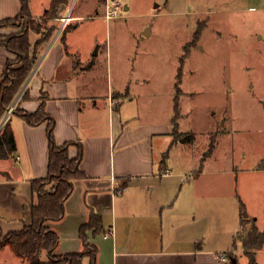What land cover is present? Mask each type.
<instances>
[{
  "label": "crops",
  "instance_id": "crops-1",
  "mask_svg": "<svg viewBox=\"0 0 264 264\" xmlns=\"http://www.w3.org/2000/svg\"><path fill=\"white\" fill-rule=\"evenodd\" d=\"M52 1L37 5L29 0L31 19L42 21ZM22 6L23 0H0V21L19 16ZM133 7L126 4L125 10L131 12ZM160 7L155 3V9ZM71 9L50 21L57 26L55 34L15 100L18 103L30 89L22 108L36 112L42 103L39 97L47 92L46 109L57 123V144L78 141L84 148L81 168L87 177L75 180L66 216L51 223L61 237L56 253L82 250L80 228L94 210L105 227L98 235L88 232L90 244L98 247L97 264H264V244L248 253L240 240L245 218L254 221L258 231L264 230L255 215L258 209L264 211V158L250 170H239L234 160L223 165L213 153L217 138L212 153L207 154L209 148L193 156L189 151L199 148L197 132L182 130L179 119L180 132L190 135L175 139L177 111L163 124L146 119L141 97L134 93L141 83L135 65L120 64L131 71L128 75L122 71L114 82L113 68L107 62L104 67L99 59L103 43L97 23L111 26L117 18L106 21L105 4L97 8L92 0L78 16ZM14 30L1 28L0 34ZM142 31L141 36L150 37L153 27ZM31 36L37 41L41 34L32 31ZM111 51L106 46L108 56ZM14 56L0 46V81ZM6 116L0 120V135L11 118L17 145L13 155L0 158V226L9 233L30 225L31 181L47 175L49 146L46 123L34 127L19 116ZM188 116L181 111L180 118ZM173 150L178 158L168 155ZM78 152L74 146L71 156ZM244 175L254 176L253 185L243 181ZM242 203L249 210L247 216H242ZM109 230L112 235L105 236ZM0 264L29 263L5 248ZM83 264H90V259Z\"/></svg>",
  "mask_w": 264,
  "mask_h": 264
},
{
  "label": "rangeland",
  "instance_id": "rangeland-1",
  "mask_svg": "<svg viewBox=\"0 0 264 264\" xmlns=\"http://www.w3.org/2000/svg\"><path fill=\"white\" fill-rule=\"evenodd\" d=\"M88 1L70 0L67 10L72 7L78 16ZM119 1L118 22L97 23L103 43L99 59L113 68L114 82L122 71H131L120 64H134L141 79L134 93L141 97L147 120L163 124L171 112L176 114L178 102L181 129L197 132L199 148L189 151L193 156L206 152L217 138L213 153L219 163L234 160L239 170L254 168L264 158V0ZM48 2L36 0L37 5ZM92 2L100 8L106 0ZM126 4L134 5L131 12ZM32 22L35 29L46 31L43 20ZM148 25L153 32L146 38L141 35ZM181 111L189 116L180 118ZM174 134L177 140L190 135L179 128ZM173 151L168 155L177 157ZM254 179L243 177L248 185ZM248 213L244 209L242 216ZM255 213L264 224V211ZM43 253L46 261L48 253Z\"/></svg>",
  "mask_w": 264,
  "mask_h": 264
},
{
  "label": "trees",
  "instance_id": "trees-1",
  "mask_svg": "<svg viewBox=\"0 0 264 264\" xmlns=\"http://www.w3.org/2000/svg\"><path fill=\"white\" fill-rule=\"evenodd\" d=\"M70 0H53L45 14L43 22L46 24V31L35 29L32 24L29 0H23L22 12L15 18L0 21L1 28H18L19 31L0 34V46H4L16 55V59H10L4 68L0 81V120L13 108L11 115L21 117L26 123L37 127L43 123L47 124L48 131V172L44 178H35L31 181L34 203L32 205V219L30 225H26L22 230L6 233L0 226V253L5 248H10L13 254L19 259L29 264H83L84 259L89 258L90 264H97L98 247L90 244L88 232L93 231L94 235L105 231L102 216L91 210L88 223L80 228L79 237L82 240L83 248L77 254L56 253L61 237L51 223L61 221L66 216L67 200L72 196L76 179L87 177L81 168L84 148L80 142H56V120L46 109V103L50 98L47 92H42L39 100L42 102L38 111L29 112L22 108V103L30 99V89L19 98V102L14 106L15 100L20 96L26 86L27 81L35 72L41 58V51L49 45L52 36L55 34L57 26H51L50 21L62 18V13L68 9ZM30 23V24H29ZM36 32L40 38L34 41L31 32ZM21 63L16 67L15 64ZM179 92V91H178ZM179 99V98H178ZM176 104V117L174 119L175 131L177 130V117L180 116ZM0 135V158L6 159L17 150L15 133L9 118ZM78 147V155L71 156V149ZM214 143L209 152L212 153ZM167 153L164 155L166 159ZM261 167L264 168V160ZM244 210L245 205L242 203ZM243 247L248 253L261 248L264 244V230L258 231L256 223L250 218L244 219L242 232ZM43 252L48 253V259L42 260ZM237 264V263H235Z\"/></svg>",
  "mask_w": 264,
  "mask_h": 264
},
{
  "label": "built area",
  "instance_id": "built-area-1",
  "mask_svg": "<svg viewBox=\"0 0 264 264\" xmlns=\"http://www.w3.org/2000/svg\"><path fill=\"white\" fill-rule=\"evenodd\" d=\"M105 6L106 12L104 14V18L106 19V21L109 22L120 16L122 6L119 0H106ZM11 112L12 111L10 110L9 115L11 114ZM168 172L169 170L166 171V173ZM110 235H112V230L107 231V233L105 234V236Z\"/></svg>",
  "mask_w": 264,
  "mask_h": 264
},
{
  "label": "water",
  "instance_id": "water-1",
  "mask_svg": "<svg viewBox=\"0 0 264 264\" xmlns=\"http://www.w3.org/2000/svg\"><path fill=\"white\" fill-rule=\"evenodd\" d=\"M16 104H17V102H16ZM16 104H14V106H15ZM12 109H13V108H11V111H12ZM8 117H9V114H8V116H6V119H8ZM246 216H247V214H246Z\"/></svg>",
  "mask_w": 264,
  "mask_h": 264
}]
</instances>
